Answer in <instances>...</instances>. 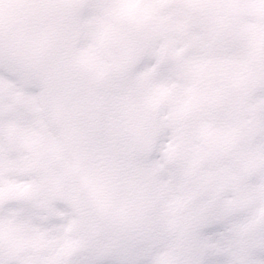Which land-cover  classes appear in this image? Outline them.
I'll return each instance as SVG.
<instances>
[{
	"label": "clouds",
	"instance_id": "9594fccd",
	"mask_svg": "<svg viewBox=\"0 0 264 264\" xmlns=\"http://www.w3.org/2000/svg\"><path fill=\"white\" fill-rule=\"evenodd\" d=\"M0 264H264V0H0Z\"/></svg>",
	"mask_w": 264,
	"mask_h": 264
}]
</instances>
